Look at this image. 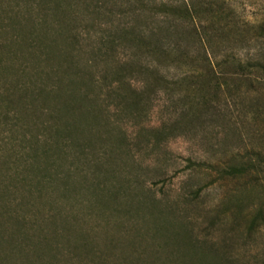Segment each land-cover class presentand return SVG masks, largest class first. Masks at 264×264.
I'll use <instances>...</instances> for the list:
<instances>
[{"label":"rangeland","instance_id":"1","mask_svg":"<svg viewBox=\"0 0 264 264\" xmlns=\"http://www.w3.org/2000/svg\"><path fill=\"white\" fill-rule=\"evenodd\" d=\"M145 1L198 4L201 20L187 21L185 30L195 29L202 41L192 45L189 37L183 45L191 54L198 47L211 59L227 56L251 68L234 72L229 64L215 67L220 78L227 69V85L221 81L216 95L205 92L211 105L195 118L181 117L176 97L162 92L139 116L112 109L113 131L122 137L129 155L115 161L116 177L106 180L99 175L98 180L116 189L119 182L131 185V190H118L117 200L107 195L95 204L83 191L39 192L34 181L28 188L32 193H0V199L10 201L12 215L22 221L27 234L48 236L51 226L58 231L50 241L54 249L40 253L43 264H120L122 257L128 264H264V221L249 224L257 208L264 211V0ZM127 5V0L73 2L76 58L101 86L134 51L119 45L116 36V26L131 19ZM211 7L220 8L222 18L210 19L205 10ZM193 65L205 72L199 62ZM175 72L171 68L167 73ZM123 79L131 87L139 85L127 72ZM175 119L183 125L181 134L155 144L151 131ZM5 129L0 123V141ZM51 162L60 170L92 169L70 157ZM245 164L256 166L243 174H227L230 166ZM14 168L8 178L6 172L0 174L1 181L11 183V175L23 177L20 167ZM24 199L29 206L23 205ZM6 216L10 215L5 212ZM14 221L5 218L4 231L17 228ZM84 233L90 251L82 248ZM6 248L11 251L6 264H16L13 247Z\"/></svg>","mask_w":264,"mask_h":264},{"label":"trees","instance_id":"2","mask_svg":"<svg viewBox=\"0 0 264 264\" xmlns=\"http://www.w3.org/2000/svg\"><path fill=\"white\" fill-rule=\"evenodd\" d=\"M73 2L0 0V123L6 127V136L0 141V174L6 172L8 178L14 165L16 169L20 167L18 173L23 176L11 175V183L0 178V193H32L28 188L34 181L39 192L49 188L60 193L83 191L91 194L95 204L107 195L117 200L118 190H131V185L119 182L116 189L98 180L99 175L106 180L116 177L115 161L129 155L122 137L113 131L109 115L112 109L139 116L145 105L162 92L171 99L176 97L181 117L195 118L211 105L205 92L212 90L216 95L221 81L227 85V69L220 78L215 67L227 68L229 64L234 72L251 68L227 56L216 59L213 55L211 59L198 47L191 54L183 45L189 37L192 45L202 41L195 29L185 30L187 21L201 20L198 4L163 1L151 5L145 0H127L131 19L116 26V36L119 45L134 51L114 71L113 79L101 86L88 66L80 65L76 58ZM205 12L212 20L223 15L220 8L211 7ZM197 62L204 67V73L194 67ZM183 65L188 69L183 71ZM171 68L176 72L168 75ZM125 72L136 78L137 87L124 83ZM95 87L99 91L93 90ZM100 91H104L103 96ZM110 98L112 104L107 103ZM176 119L151 131L155 144L181 134L183 125ZM104 143L110 145L105 148ZM68 157L92 169L60 170L51 162ZM104 160L108 164L103 165ZM255 166L232 165L227 174H243ZM23 201L26 207L31 203ZM11 205L9 200L0 199V264H6L11 257L7 246L13 247L16 264H43L40 253L53 248L50 241L59 235L58 231L51 226L48 236L27 234L22 221L12 215ZM5 212L15 220L14 230L4 231V219L11 218L5 217ZM260 221H264V211L257 208L249 224L254 226ZM48 222L53 224L54 220ZM81 239L82 248L90 251L87 234ZM69 245L76 247L75 243ZM128 261L126 257L118 259L120 264Z\"/></svg>","mask_w":264,"mask_h":264}]
</instances>
